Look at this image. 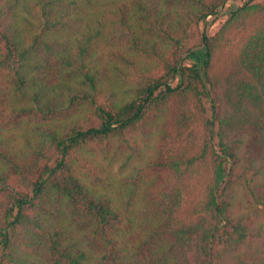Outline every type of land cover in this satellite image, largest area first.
I'll return each mask as SVG.
<instances>
[{"label": "trees", "instance_id": "obj_1", "mask_svg": "<svg viewBox=\"0 0 264 264\" xmlns=\"http://www.w3.org/2000/svg\"><path fill=\"white\" fill-rule=\"evenodd\" d=\"M0 264H264V2L0 0Z\"/></svg>", "mask_w": 264, "mask_h": 264}, {"label": "rangeland", "instance_id": "obj_2", "mask_svg": "<svg viewBox=\"0 0 264 264\" xmlns=\"http://www.w3.org/2000/svg\"><path fill=\"white\" fill-rule=\"evenodd\" d=\"M259 2L263 3L264 0H259ZM222 21H224V19H222ZM219 24H220V21L216 24V26H218ZM235 53H237V49H235L233 53L229 54V56L225 57V59H223V60L219 59L217 61L216 72L218 74H221V72H224V74H229V73L231 74L233 72L232 70H233V64L235 61V59H234ZM224 65H227V67L224 68ZM224 90H225L224 88L220 89V98L222 99L223 103H225L227 100V97L224 94ZM222 106H223V110H224L226 108V106H224V105H222ZM170 110L172 112L173 107L170 108ZM173 120H174V118H173ZM155 128H157V127H155ZM160 130H162L163 134H161L159 136V134L157 133L158 130L149 131L148 129H145V131L143 133V137H146L147 135L149 136V134H151L152 132H153V136L152 135L149 136V138L151 139L150 141H148V142H150L148 144L149 146L146 147V146L142 145V147H143L142 149L151 148L152 145H153V149L148 154L145 152L147 155H145L143 158H140L138 155H134L133 164L136 162H139V161H140V163L144 162L148 156L153 158L154 156L158 155L157 152L160 151L161 149L157 145L161 144L163 140L166 141L167 145H170L169 150L181 149L182 143H184V140L190 131L188 129H183V131L181 132L182 137L178 138V135H181V134H178L174 131V124L165 125L162 128L160 127ZM195 131L197 132V129ZM199 132L201 133V130H199ZM141 143H143V141H141ZM120 165H121L120 163L116 164L113 171H118L120 169ZM129 166H127V167H129ZM202 166L204 167V165H202ZM129 171H130V169L125 170V171L121 170L119 173V177H123V176L127 175L129 173ZM204 184H206V182L204 179V174L201 171L200 175H197L191 179V181L188 183V186L186 189L181 190L182 195H183V201H182L183 208L180 210L181 216L186 218V216L190 215L189 209H192L194 218L198 217L197 210H200L199 195L202 192ZM148 211H149V209H148Z\"/></svg>", "mask_w": 264, "mask_h": 264}]
</instances>
